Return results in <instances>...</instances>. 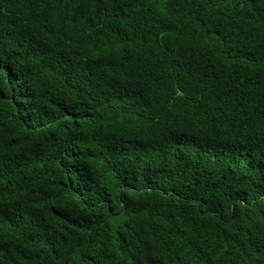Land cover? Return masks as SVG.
Instances as JSON below:
<instances>
[{
	"label": "trees",
	"instance_id": "trees-1",
	"mask_svg": "<svg viewBox=\"0 0 264 264\" xmlns=\"http://www.w3.org/2000/svg\"><path fill=\"white\" fill-rule=\"evenodd\" d=\"M0 264H264V0H0Z\"/></svg>",
	"mask_w": 264,
	"mask_h": 264
}]
</instances>
